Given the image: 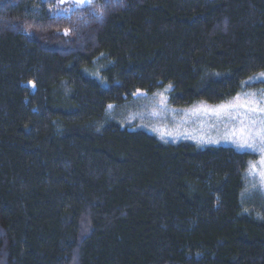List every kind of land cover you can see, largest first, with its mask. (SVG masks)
Masks as SVG:
<instances>
[{"label": "trees", "instance_id": "trees-1", "mask_svg": "<svg viewBox=\"0 0 264 264\" xmlns=\"http://www.w3.org/2000/svg\"><path fill=\"white\" fill-rule=\"evenodd\" d=\"M58 9L0 0V264H264L259 157L128 122L264 89V0Z\"/></svg>", "mask_w": 264, "mask_h": 264}, {"label": "rangeland", "instance_id": "rangeland-1", "mask_svg": "<svg viewBox=\"0 0 264 264\" xmlns=\"http://www.w3.org/2000/svg\"><path fill=\"white\" fill-rule=\"evenodd\" d=\"M58 1L59 9L57 12L60 14H67L74 8H81L87 3V0H83V2L82 0ZM252 81L264 82V75H260ZM253 93L256 94L257 99L264 97V89ZM240 98V101L234 99L230 103L242 102L243 95ZM224 105H197L191 109H176L168 105L163 94L149 97L140 96L128 115V120H130L128 122L167 143L176 144L186 141L201 147L222 146L232 148L238 152L257 155L259 159L254 163L257 164V168L254 172H249V175L254 190L264 197V183L261 182L259 175L264 170V166L259 165V161L264 158V154L259 151L237 147L234 137L230 133L239 129V119H229L227 113L234 112V110H221V106ZM252 119H264V114L257 113Z\"/></svg>", "mask_w": 264, "mask_h": 264}, {"label": "snow or ice", "instance_id": "snow-or-ice-1", "mask_svg": "<svg viewBox=\"0 0 264 264\" xmlns=\"http://www.w3.org/2000/svg\"><path fill=\"white\" fill-rule=\"evenodd\" d=\"M87 2L91 3L92 0H87ZM236 99L240 101L241 98L238 96ZM226 109L234 110V112L227 113L229 119H239V129L230 133L234 137L237 147L259 151L264 154V119H252L257 113L264 114V97L257 99L255 93H244L242 102L221 106V110ZM259 165L264 166V158L259 161ZM256 168L257 164L249 163V172H254ZM259 175L261 182L264 183V170Z\"/></svg>", "mask_w": 264, "mask_h": 264}]
</instances>
